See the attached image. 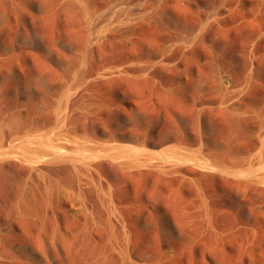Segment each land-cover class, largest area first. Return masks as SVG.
Here are the masks:
<instances>
[{"label": "rangeland", "instance_id": "obj_1", "mask_svg": "<svg viewBox=\"0 0 264 264\" xmlns=\"http://www.w3.org/2000/svg\"><path fill=\"white\" fill-rule=\"evenodd\" d=\"M0 157V264H264V0H0Z\"/></svg>", "mask_w": 264, "mask_h": 264}, {"label": "bare ground", "instance_id": "obj_2", "mask_svg": "<svg viewBox=\"0 0 264 264\" xmlns=\"http://www.w3.org/2000/svg\"><path fill=\"white\" fill-rule=\"evenodd\" d=\"M228 84H229V83H228ZM46 138H47V137H46ZM29 139H30V138H29ZM46 143H47V142H46ZM51 143H52V142H51ZM27 144H28V143H27ZM29 144H30V143H29ZM50 146H52V145L50 144ZM33 147H34V146H33ZM52 147H53V146H52ZM54 148H56V147H54ZM46 150H47V148H46ZM79 150H80V149H79ZM84 150H85V149H84ZM24 151L26 152V149H24V150L22 151V153H23ZM77 151H78V150H77ZM87 151H88V150H86V152H87ZM117 151H118V153L120 152L119 154H121V152H122V154H121V155H122V158L125 159V160L127 161V159H128L127 156H126L127 159H126L125 157H123V150H121V151H120V150H117ZM25 152H24V153H25ZM27 152H28V149H27ZM31 152H32V151H31ZM33 152H34V151H33ZM33 152H32V153H33ZM50 152H51V151H50ZM52 152H53V149H52ZM57 152H58V151H57ZM57 152L54 153V154H55V155H54V158H58V159H59V155L61 154V152H59L60 154L58 153V155L56 154ZM64 152H65V150H64L62 153L64 154ZM74 152H75V151H74ZM86 152H83V153H85L86 155L88 154L87 157H88V156L91 157V153L89 152V153H90V154H89V153H86ZM125 152H126V151H125ZM34 153H35V152H34ZM46 153H47V154H50L49 152H46ZM46 153H45V156H46ZM72 153H73V152H72ZM72 153H71V156L74 157V156H75L74 154H76V152H75L74 154H72ZM78 153H81V152H78ZM78 153H77V154H78ZM114 153H116V151H115ZM128 153H129V152H128ZM38 154H40V153L38 152ZM41 154H43V153H41ZM65 154H66V153H65ZM85 154H84V157H85ZM111 154H112V153H111ZM124 154L126 155V153H124ZM133 154H134V153H133ZM15 155H16V154H15ZM25 155H26V153H25ZM27 155H28V153H27ZM61 155H62V154H61ZM69 155H70V154H69ZM69 155H66V156H69ZM80 155H81V154H78V155L75 156V157H76L78 160H85V159H82L83 157H81ZM82 155H83V154H82ZM117 155H118V154H117ZM135 155H139V154H134V157H135ZM1 156H3V155H1ZM29 156H30V155H29ZM38 156H39V155H38ZM47 156H48V155H47ZM139 156H141V155H139ZM165 156H166V154L164 155V157H165ZM172 156H174V155H172ZM13 157H14V156H13ZM49 157H51V156H49ZM49 157H48V158H49ZM60 157H61V156H60ZM62 157H63V156H62ZM128 157H129V156H128ZM132 157H133V155H132ZM134 157H133V160H134ZM160 157H161V156H160ZM168 157H169V156H168ZM0 158H1V157H0ZM5 158H6V157H5ZM36 158H37V157H36ZM39 158H40V157H39ZM51 158H53V157H51ZM51 158H50V159H51ZM138 158H139V157H138ZM165 158H166V157H165ZM179 158H181V157H179ZM18 159H19V158H18ZM22 159H23V158H22ZM62 159H63V158H62ZM116 159H117V158H116ZM130 159H131V157H130ZM130 159H128V161H129L130 164H132V163H131L132 160L130 161ZM167 159H168V158H166L165 160H167ZM40 160H41V158H40ZM78 160H73L72 162H74V161H78ZM119 160L124 161V160H122V159H120V158H119ZM135 160H137V157H135ZM138 160H139V159H138ZM172 160H174V159H172ZM43 161H44V160H43ZM88 161H89V160H88ZM88 161H86V162H88ZM128 161L126 162L127 164H128ZM167 161H168V160H167ZM137 162H138V161H137ZM169 162H170V160H169ZM262 162H263V161H262ZM77 163H78V162H77ZM133 163H135V162H133ZM78 164H80V163H78ZM81 164H82V163H81ZM124 164H125V163H124ZM130 164H129V165H130ZM173 164H175V163H173ZM25 165H26V164H25ZM44 165H45V164H44ZM48 165H49V164H48ZM87 165H88V164H87ZM87 165H86V167H87ZM198 165H199V164H198ZM36 166H37V165H36ZM38 166H40V165L38 164ZM45 167H46V166H45ZM83 167H84V166H83ZM86 167H85V168H86ZM88 167H89V165H88ZM204 167H205V166H204ZM207 167H208V166H207ZM257 170H258V169H257ZM87 171H88V170H87ZM243 171L245 172V170H243ZM246 171H247V170H246ZM248 171H249V170H248ZM250 171H251V170H250ZM262 171H263V170H262ZM241 172H242V171H240V173H241ZM251 172H252V171H251ZM257 172H258V171H257ZM230 173H231V172H230ZM255 173H256V172H255ZM251 174H253V172H252ZM239 175H240V174H239ZM239 175H238V176H239ZM241 175H242V174H241ZM252 176H253V175H252ZM249 177H250V174H249ZM255 179H256V178H255Z\"/></svg>", "mask_w": 264, "mask_h": 264}]
</instances>
